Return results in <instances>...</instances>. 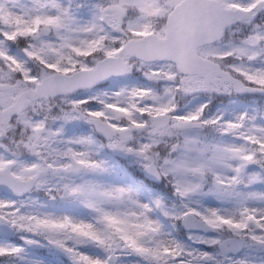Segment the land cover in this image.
I'll list each match as a JSON object with an SVG mask.
<instances>
[{
  "label": "snow or ice",
  "instance_id": "obj_1",
  "mask_svg": "<svg viewBox=\"0 0 264 264\" xmlns=\"http://www.w3.org/2000/svg\"><path fill=\"white\" fill-rule=\"evenodd\" d=\"M0 264H264V0H0Z\"/></svg>",
  "mask_w": 264,
  "mask_h": 264
}]
</instances>
